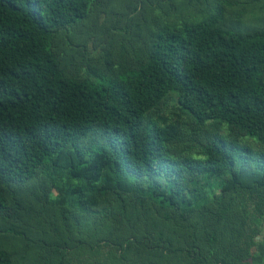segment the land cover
I'll return each mask as SVG.
<instances>
[{"label":"trees","instance_id":"obj_1","mask_svg":"<svg viewBox=\"0 0 264 264\" xmlns=\"http://www.w3.org/2000/svg\"><path fill=\"white\" fill-rule=\"evenodd\" d=\"M260 224L264 0H0V264H264Z\"/></svg>","mask_w":264,"mask_h":264},{"label":"rangeland","instance_id":"obj_2","mask_svg":"<svg viewBox=\"0 0 264 264\" xmlns=\"http://www.w3.org/2000/svg\"><path fill=\"white\" fill-rule=\"evenodd\" d=\"M91 43H92V41H88V49L90 51L92 50ZM171 98L172 97H168L166 105H163V106L161 105V107L158 108L160 110L161 119H165L166 118L165 116L169 115V118H168L169 119V121H168L169 126L174 124V121L172 120V119H174V116L171 114V110H172V106H173L172 102H171ZM152 113H153V111H150L148 116H152ZM221 130H222V133L223 132L225 133L227 131L226 127H223ZM241 141L243 143H248L250 146L254 147L255 149L262 148V144H260L258 141H256L252 137L243 136L241 138ZM216 191L220 192V190H216ZM259 204H260V198H257V197L252 199V200L247 201L246 203H243L241 201V199L237 198L234 201L231 210L228 213L225 214L226 222H232L233 221V222H236V224L238 225L239 224L238 222L240 221V219H242V214H244V211L249 212V211H251L253 209H256V206H258ZM241 205H243V207ZM214 210H216V209H214ZM224 225H226V224H224ZM257 228H258V231L253 237V241H254L253 244L255 243V245L253 246L252 251L254 253H256V254H259L260 250H258V246L257 245L261 244L263 239H264V226H263V224H260L259 227H257ZM201 229L202 230H200L199 232H201V235H203V233H204L203 231H205V230H204V228H201ZM183 233H184V231L182 232V234ZM231 233H232L231 231H226V235H224L225 238L223 239L222 244H221V247H222L223 251H226V250L229 251V248L227 247L228 245L226 244L228 242V241H226L227 237L230 240V245L232 246V248H234V246H233L234 235L232 236ZM218 235H219V233H218ZM242 245L245 247L246 243H244ZM211 249H213V254H215L217 252V250H218L217 247H215V246L214 247L212 246ZM208 254L209 253H208V250H207L205 255L208 256ZM234 254H235V252H234ZM207 258L209 259L208 260V264H215V262H214L215 261V257L210 255ZM227 264H248V263H246L245 261L239 260L237 255L235 254V256L232 255V257L229 260H227Z\"/></svg>","mask_w":264,"mask_h":264}]
</instances>
